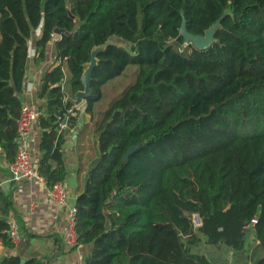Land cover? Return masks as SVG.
I'll return each instance as SVG.
<instances>
[{"label":"trees","instance_id":"trees-1","mask_svg":"<svg viewBox=\"0 0 264 264\" xmlns=\"http://www.w3.org/2000/svg\"><path fill=\"white\" fill-rule=\"evenodd\" d=\"M221 15L206 47L179 33L183 20L203 34ZM37 28L34 60L54 38L56 61L36 92V170L47 186L66 174L59 121L79 115L66 96L82 88L91 48L112 34L123 41L98 52L85 99L98 156L75 200L78 243L90 244L83 264H212L192 247L204 239L242 249L250 229L264 252V0H0V146L10 161ZM130 65L131 78L105 101V85ZM11 205L0 190V214ZM5 226L0 217V240L12 246ZM0 264L47 263L10 253Z\"/></svg>","mask_w":264,"mask_h":264},{"label":"crops","instance_id":"crops-1","mask_svg":"<svg viewBox=\"0 0 264 264\" xmlns=\"http://www.w3.org/2000/svg\"><path fill=\"white\" fill-rule=\"evenodd\" d=\"M40 29L33 31L28 40V56L22 90L18 93L22 103L36 105L42 99L36 95L39 78L43 71L54 64V38L45 50L44 58L34 60V38ZM56 35V34H55ZM74 106V105H73ZM76 107V106H74ZM83 107V108H82ZM79 115L74 123H67L64 140L61 144L62 159L66 174L62 182L68 194V203L75 204L78 193L83 189L88 169L94 164L98 149L96 145V129L93 120L85 113V101L78 105ZM97 109H100L97 106ZM83 113L82 120L79 118ZM42 128L39 119L33 121L29 140L34 164L40 158L39 140ZM0 146V190L11 200L6 219L15 220L19 224L20 238L12 246L0 240L1 254H18L22 259L37 256L46 260L47 264H82L84 256L90 250V244L79 243L76 247H68L62 238L67 225V213L64 207L48 198L46 182L37 178H22L16 181L8 179V164ZM36 201V208L30 211L28 204ZM258 239L250 229L246 244L242 249L233 248L223 243H208L202 239L192 250L204 254L212 264H254V259L264 252L257 248Z\"/></svg>","mask_w":264,"mask_h":264},{"label":"built area","instance_id":"built-area-1","mask_svg":"<svg viewBox=\"0 0 264 264\" xmlns=\"http://www.w3.org/2000/svg\"><path fill=\"white\" fill-rule=\"evenodd\" d=\"M40 113L41 111L36 105H31L25 102L21 104L19 114L16 118V133L14 136L16 153L14 158L8 164L9 180L16 181L22 178H37L45 182L44 177L36 170L29 140L32 123L39 118ZM67 123L68 122L65 118L62 119L59 121V128H65ZM48 198L65 208L67 213V225L62 234V238L68 247H76L79 244L74 219L77 208L75 204L68 203V194L62 180H57L51 186H48ZM36 206L37 204L35 200H31L28 204L30 211H34ZM255 220V218L252 219V221ZM192 221L195 226L201 223V218L197 212L193 213ZM3 230L7 233L13 243L19 240L20 229L19 224L15 220L9 218L6 219V226Z\"/></svg>","mask_w":264,"mask_h":264},{"label":"water","instance_id":"water-1","mask_svg":"<svg viewBox=\"0 0 264 264\" xmlns=\"http://www.w3.org/2000/svg\"><path fill=\"white\" fill-rule=\"evenodd\" d=\"M68 12H69V15L72 16L69 9H68ZM221 18H222V15L219 18H217L210 26H208L204 30L203 34H193L189 31H187L186 27H185L184 20H183L181 23V26H180L179 33H180V35L183 36L185 41L192 42L196 47H198V48L206 47L207 45H209L212 42V40L214 38L213 37L214 31H215L216 27L219 25ZM77 26L78 25L75 24L71 31H68L64 27H55L53 30V34H56V35H60L61 33L71 34L75 31ZM107 44L120 45V44H123V41L117 35L112 34V35L108 36V38L103 43L94 45L91 48L90 58L87 62H85L83 64V71H82L81 77H80L81 82H82V88L76 90L72 95L68 94L66 96V99L67 100L69 99L73 103L74 106L77 107L78 105H80L83 101H85L86 97L91 94L92 88L90 86V80H91L92 69L97 63L98 52L105 49ZM82 116H83V113L81 112L80 117H79L81 120H82ZM137 146H138V144L131 145L128 148V150L126 151L124 157H127L128 154L130 152H132Z\"/></svg>","mask_w":264,"mask_h":264},{"label":"rangeland","instance_id":"rangeland-1","mask_svg":"<svg viewBox=\"0 0 264 264\" xmlns=\"http://www.w3.org/2000/svg\"><path fill=\"white\" fill-rule=\"evenodd\" d=\"M190 42V41H188ZM187 43V41H185ZM193 44L192 42H190ZM194 45V44H193ZM195 46V45H194ZM196 47V46H195ZM134 65H130L129 69L126 71V75H120L111 80V82L107 83L104 87V91L106 92L105 101H107L111 96H113L119 89H121L126 82L131 78V72L133 70Z\"/></svg>","mask_w":264,"mask_h":264}]
</instances>
